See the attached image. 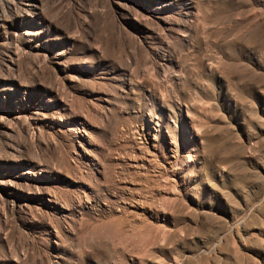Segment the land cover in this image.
<instances>
[{
  "label": "rangeland",
  "instance_id": "obj_1",
  "mask_svg": "<svg viewBox=\"0 0 264 264\" xmlns=\"http://www.w3.org/2000/svg\"><path fill=\"white\" fill-rule=\"evenodd\" d=\"M0 264H264V0H0Z\"/></svg>",
  "mask_w": 264,
  "mask_h": 264
}]
</instances>
